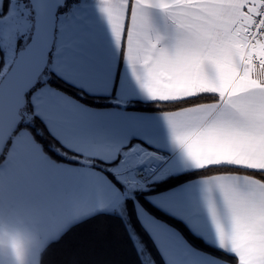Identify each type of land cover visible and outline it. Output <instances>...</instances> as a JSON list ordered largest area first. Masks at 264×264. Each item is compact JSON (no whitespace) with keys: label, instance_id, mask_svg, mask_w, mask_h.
<instances>
[{"label":"snow or ice","instance_id":"1","mask_svg":"<svg viewBox=\"0 0 264 264\" xmlns=\"http://www.w3.org/2000/svg\"><path fill=\"white\" fill-rule=\"evenodd\" d=\"M128 201L140 264H264V0H0V264Z\"/></svg>","mask_w":264,"mask_h":264},{"label":"trees","instance_id":"2","mask_svg":"<svg viewBox=\"0 0 264 264\" xmlns=\"http://www.w3.org/2000/svg\"><path fill=\"white\" fill-rule=\"evenodd\" d=\"M82 102L94 107L113 106L107 98L85 95ZM144 110H159L152 105H141ZM183 182L181 176H170L167 180L160 181L150 186L147 192H142L137 199L149 210L154 206L147 203L142 196L160 192ZM156 212L159 210L156 209ZM155 214V213H153ZM130 216V214H129ZM132 230L138 234L145 244V249L157 256L151 241L135 225L132 216L129 219ZM127 222L116 213H100L85 222V227L92 232L99 233L102 242L90 247H64L50 245L44 252L41 264H140V257L129 235Z\"/></svg>","mask_w":264,"mask_h":264},{"label":"crops","instance_id":"3","mask_svg":"<svg viewBox=\"0 0 264 264\" xmlns=\"http://www.w3.org/2000/svg\"><path fill=\"white\" fill-rule=\"evenodd\" d=\"M157 16H158V14H157ZM115 71H116V75L119 77L120 76V73H122V72H125V69H124V62H123V58H122V56L120 57V59H119V61H118V63L116 64V68H115ZM125 75H126V72H125ZM94 97H103V98H107L108 100H110V102H111V97H108V96H103V95H99V96H94ZM143 105H150V104H143ZM90 107H94V106H90ZM109 107H114V105L113 106H108V107H99V108H109ZM94 108H96V107H94ZM146 111H149V112H152V113H155V112H158L159 110H146ZM153 126L154 127H160V128H162V125H160L159 124V121H156V120H154V122H153ZM170 177V176H169ZM176 186V185H175ZM175 186H173V187H175ZM169 189V188H168ZM168 189H166V190H163V191H160V192H165V191H167ZM141 193V192H140ZM156 193H158V192H155V193H151V194H146V195H144V196H142L143 198H144V200L147 202V203H149L150 205H152L147 199H146V197L148 196V195H155ZM153 206V205H152ZM126 207H127V220H126V222H127V224L129 225H131V223H130V221H129V219H130V216H132L133 218H134V220H135V225H137V227L143 232V234H145V236H147L148 238H149V240L151 241V238L148 236V234L144 231V229H143V226L140 224V222H139V220L136 218V216H135V205H134V203H132L131 201H128L127 202V204H126ZM159 210V209H158ZM101 213H113V212H101ZM97 214H100V213H97ZM129 214H130V216H129ZM125 220V219H124ZM131 227H132V225H131ZM135 231V230H134ZM136 233V232H135ZM136 235L138 236V234L136 233ZM152 246L154 247V249H155V246L152 244ZM158 254V253H157Z\"/></svg>","mask_w":264,"mask_h":264},{"label":"rangeland","instance_id":"4","mask_svg":"<svg viewBox=\"0 0 264 264\" xmlns=\"http://www.w3.org/2000/svg\"><path fill=\"white\" fill-rule=\"evenodd\" d=\"M140 194H142V192H141V193H137V194H136V198H137V197H138V195H140Z\"/></svg>","mask_w":264,"mask_h":264}]
</instances>
